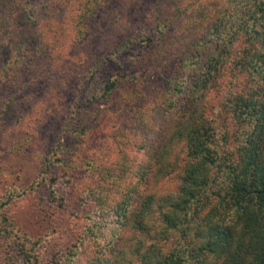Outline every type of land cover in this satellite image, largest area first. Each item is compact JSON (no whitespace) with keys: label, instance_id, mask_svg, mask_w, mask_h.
<instances>
[{"label":"trees","instance_id":"16d2710c","mask_svg":"<svg viewBox=\"0 0 264 264\" xmlns=\"http://www.w3.org/2000/svg\"><path fill=\"white\" fill-rule=\"evenodd\" d=\"M55 2L0 0L1 80L24 85L23 66L46 51L42 38L49 24L60 22L56 8L48 9ZM170 5L173 16L181 15L172 30L177 40L185 39V56L178 70L164 78L160 100H152L147 113L139 111L140 120L152 111L165 115L168 123L137 138L135 129L108 136L105 147L115 150L114 162L109 160L112 170L100 175L105 196L95 200L103 205L114 199V225L129 236L93 264H264V0H173ZM171 20L158 19L156 29ZM149 37L136 41L147 47ZM51 55L45 54L49 66ZM108 56L96 63H106ZM54 58L56 63L59 55ZM70 58L63 54L58 63L68 65ZM90 71L93 80L97 66ZM224 75L228 84L221 89L218 78ZM122 77L110 73L90 98H106ZM215 88L221 110L239 125L231 150L221 148L215 136L218 112L208 113L206 97ZM128 94L129 103L140 96ZM49 156L38 166L36 184H54L46 174L56 158ZM10 199L0 200L2 222L1 210ZM0 234L5 239L12 232L2 226ZM9 247L21 264L27 262L29 247L23 241L13 240Z\"/></svg>","mask_w":264,"mask_h":264},{"label":"rangeland","instance_id":"374dc122","mask_svg":"<svg viewBox=\"0 0 264 264\" xmlns=\"http://www.w3.org/2000/svg\"><path fill=\"white\" fill-rule=\"evenodd\" d=\"M171 1L56 0L58 6L48 9L56 8L60 22L49 24L42 38L46 51L25 60L24 85L0 78V200L11 196L1 210L6 221L0 219V227L12 232L5 239L0 234V264H21L9 251L13 240L29 247L24 264H93L115 252L125 238L128 242L129 233L125 236L112 219L114 199L98 205L95 198L105 196L100 175L112 170L109 160L114 162L115 150L105 147L108 136L135 129L137 138L168 123L165 115L154 116L152 111L150 118L140 120L139 111L147 113L152 100H160L164 78L178 70L185 56V39L177 40L172 30L181 15L173 16ZM169 17V25L156 29L158 19ZM146 36L152 39L150 46L136 41ZM47 53L52 54L50 66ZM54 54L58 59L71 56L70 62L54 63ZM106 54V63H96ZM95 65L92 80L90 69ZM113 72L123 76L119 85L106 98H90V91L100 92L99 86ZM228 77L218 78L221 89ZM134 91L140 96L129 103L128 93ZM219 92L215 88L207 94L208 113L218 112L215 136L221 148L231 150L239 125L221 110ZM133 116L136 121L127 120ZM146 119L150 120L144 125ZM48 155L56 158L46 174L54 177L53 186L36 184L38 166Z\"/></svg>","mask_w":264,"mask_h":264}]
</instances>
